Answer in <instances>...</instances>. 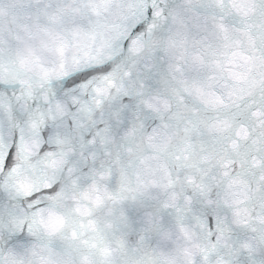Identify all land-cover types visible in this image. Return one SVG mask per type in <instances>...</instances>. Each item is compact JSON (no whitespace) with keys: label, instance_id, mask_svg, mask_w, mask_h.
Masks as SVG:
<instances>
[{"label":"snow or ice","instance_id":"1","mask_svg":"<svg viewBox=\"0 0 264 264\" xmlns=\"http://www.w3.org/2000/svg\"><path fill=\"white\" fill-rule=\"evenodd\" d=\"M0 264H264V0H0Z\"/></svg>","mask_w":264,"mask_h":264}]
</instances>
